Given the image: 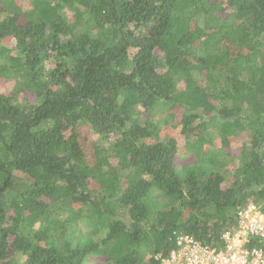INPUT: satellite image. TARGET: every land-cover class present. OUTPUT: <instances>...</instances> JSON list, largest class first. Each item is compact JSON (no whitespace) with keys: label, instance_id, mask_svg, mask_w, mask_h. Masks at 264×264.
<instances>
[{"label":"trees","instance_id":"trees-1","mask_svg":"<svg viewBox=\"0 0 264 264\" xmlns=\"http://www.w3.org/2000/svg\"><path fill=\"white\" fill-rule=\"evenodd\" d=\"M0 80V264H158L264 213V0H0Z\"/></svg>","mask_w":264,"mask_h":264},{"label":"built area","instance_id":"built-area-1","mask_svg":"<svg viewBox=\"0 0 264 264\" xmlns=\"http://www.w3.org/2000/svg\"><path fill=\"white\" fill-rule=\"evenodd\" d=\"M236 229L222 237L224 247L203 244L193 235L174 232L166 255H155L158 264H264V213L249 201L236 211Z\"/></svg>","mask_w":264,"mask_h":264},{"label":"rangeland","instance_id":"rangeland-1","mask_svg":"<svg viewBox=\"0 0 264 264\" xmlns=\"http://www.w3.org/2000/svg\"><path fill=\"white\" fill-rule=\"evenodd\" d=\"M13 87V81H4L0 80V89L1 90H8ZM88 130L84 129V134L87 133ZM162 136H170L176 138L178 136V128L174 127V125H166L163 126V130L161 132ZM86 141V144H85ZM84 141L85 151L88 152L89 148L91 146V141H100L98 136H95L93 134H89L87 136V139ZM184 141H180L179 149H178V155L180 157V160L184 163H191L194 161V154L193 152H189L185 146H183ZM251 201V200H249ZM87 264H103V258L101 257H90L89 262Z\"/></svg>","mask_w":264,"mask_h":264},{"label":"clouds","instance_id":"clouds-1","mask_svg":"<svg viewBox=\"0 0 264 264\" xmlns=\"http://www.w3.org/2000/svg\"><path fill=\"white\" fill-rule=\"evenodd\" d=\"M249 202V201H248ZM252 202V201H251Z\"/></svg>","mask_w":264,"mask_h":264}]
</instances>
